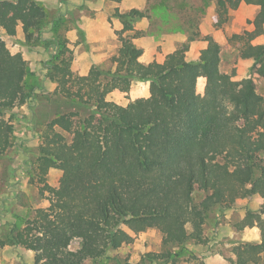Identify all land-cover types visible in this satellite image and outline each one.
I'll return each instance as SVG.
<instances>
[{"label":"trees","instance_id":"obj_1","mask_svg":"<svg viewBox=\"0 0 264 264\" xmlns=\"http://www.w3.org/2000/svg\"><path fill=\"white\" fill-rule=\"evenodd\" d=\"M210 1L220 22L241 3L256 7L253 29L230 37L239 57L252 60L247 77L222 71L220 46L210 40L195 61L185 57L188 43L162 61L140 60L135 22L147 18L153 35L187 31L193 40ZM112 16L122 24L112 68L76 74L66 36L75 25L71 12L51 15L39 0H0V29L15 35L21 26L25 45L44 47L42 77L55 84L44 94L53 115L44 121L31 171L39 183L52 168L61 175L56 186L39 188L48 192V205L0 239L1 247L33 252V264H130L108 252L150 228L159 232L161 249L146 252L141 264H177L183 253L192 255L189 243L208 242L204 228L215 211L255 191L264 197V95L254 81L264 77V43L252 42L264 35V0H148L144 9H116ZM200 76L203 94L196 92ZM137 80L148 82L146 97L125 105L106 98ZM44 90L28 60L0 35V154L14 144V115L7 111L31 106ZM253 215L247 211L236 230L254 225ZM261 228V240L240 242L231 264H264Z\"/></svg>","mask_w":264,"mask_h":264},{"label":"rangeland","instance_id":"obj_2","mask_svg":"<svg viewBox=\"0 0 264 264\" xmlns=\"http://www.w3.org/2000/svg\"><path fill=\"white\" fill-rule=\"evenodd\" d=\"M47 5L50 14L58 10L72 8V16L75 25L67 31L68 45L72 50L71 69L76 74H84L92 66H99L105 71L112 68L110 57L116 53L119 41L115 33L122 28L120 21L112 16L118 9L125 12L131 8L144 9L148 0H39ZM199 2V0H193ZM70 4V5H68ZM244 6V5H243ZM238 6L236 9H227L224 18L216 11L214 1H210L205 12L201 15L197 32L193 40H189L187 31L164 32L159 36L153 35L150 30V21L142 18L135 22L136 30L142 34L134 41L143 48L141 61L150 63L162 61L165 55L184 43H188L185 57L195 61L200 55V46L210 40L220 46V67L222 71L235 73V79L247 77L251 70L252 61L242 60L238 55L239 43L231 40L234 33H242L253 28L252 19L254 11L252 7ZM103 25L100 30L99 25ZM97 25V26H96ZM110 32V33H109ZM100 35L102 41H93V35ZM127 34V33H124ZM0 35L6 46L12 53H16L26 60L45 86L44 92H38L31 106L22 105L16 107L7 114L13 113L15 125L14 144L8 151L0 154V239H5L6 233L13 226H23L26 219L32 217L37 207L48 205L44 196L48 192L44 190L41 195L39 188L56 186L61 171L52 168L48 171L45 181L39 183L32 179L31 166L37 156V148L40 143V132L44 128V121L52 114V106L45 104L44 94L52 91L55 84L45 81L43 62L47 58L44 47H29L23 43L21 26L15 35H11L0 29ZM259 37V38H258ZM258 38V39H256ZM252 40L253 43H264V35H259ZM142 43V44H140ZM150 46V50H144ZM243 61V62H242ZM258 92L264 95V77H254ZM147 81H134L126 92L114 89L106 95L108 100L125 105L128 102L145 97L148 94ZM205 78L200 76L196 83V92L203 94ZM264 202V197L259 191H255L251 197L237 198L233 208L215 211L204 228L208 239L206 244L189 243L191 253H183L177 258V264H231L235 258L236 247L240 242H259L262 238L264 225V213L259 206ZM253 212L254 225L246 226L242 230H236V224L241 222L246 212ZM78 240L74 239L70 248H76ZM161 237L157 230L150 228L134 235L131 244L124 245L116 252L122 259H127L130 264H141V260L148 251H160ZM217 254L214 256V254ZM216 258V259H215ZM205 259V260H204ZM214 259V260H212ZM90 262V261H89ZM88 262V263H89ZM0 264H33V252L22 245L6 244L0 246ZM102 264V263H101Z\"/></svg>","mask_w":264,"mask_h":264},{"label":"crops","instance_id":"obj_3","mask_svg":"<svg viewBox=\"0 0 264 264\" xmlns=\"http://www.w3.org/2000/svg\"><path fill=\"white\" fill-rule=\"evenodd\" d=\"M42 4H43V3H42ZM43 5L46 6V8H47V5H45V4H43ZM68 5H70V4H68ZM243 5H244V6H243ZM239 6H240V7L243 6L244 8H245V7H252L253 10H256V7H255L254 5H251V4L241 3ZM69 10L72 12V8H70ZM254 14H255V11H254ZM96 26H97V25H96ZM98 27H100V30H103V25L100 24ZM252 29H253V28H251V29H249V30H252ZM109 33H110V32H109ZM92 37H93V41L96 42V43H97L98 41H102V37H101L100 35H98V34H97V35H93ZM258 38H259V37H258ZM258 38H256V39H258ZM137 44H138V43H137ZM140 44H142V43H140ZM206 44H207V43H204L202 46H200V49L204 48V47L206 46ZM141 46H142V45H141ZM150 49H151L150 46H145V48H144L145 51H146V50H150ZM171 51H173V50H171ZM171 51H169V52H171ZM169 52H168V53H169ZM140 60H141V57H140ZM242 60L245 61V60H250V59H242ZM251 61H252V60H251ZM242 62H243V61H242ZM86 73H87V72H85L84 74H86ZM146 83H147V84H146V85H147L146 87L148 88V82H146ZM147 91H148V90H147ZM147 95H148V94H146V96H147ZM146 96H145V97H146ZM207 243H208V242H207ZM215 255H217V254L215 253L214 256H215ZM209 259H210V263H211V255L208 257V260H209ZM215 259H216V258H215ZM204 260H205V259H204ZM212 260H214V259H212ZM210 263H208V264H210Z\"/></svg>","mask_w":264,"mask_h":264}]
</instances>
